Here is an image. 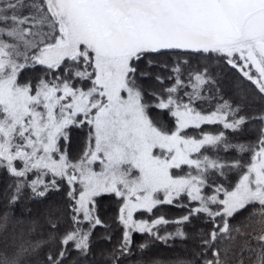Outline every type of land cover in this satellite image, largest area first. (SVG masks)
<instances>
[{"label":"snow or ice","instance_id":"6c2138e0","mask_svg":"<svg viewBox=\"0 0 264 264\" xmlns=\"http://www.w3.org/2000/svg\"><path fill=\"white\" fill-rule=\"evenodd\" d=\"M0 264H264V0H0Z\"/></svg>","mask_w":264,"mask_h":264}]
</instances>
